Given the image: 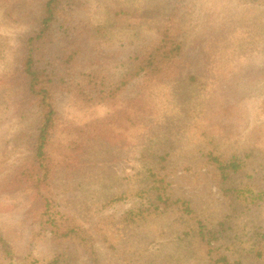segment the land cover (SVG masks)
Listing matches in <instances>:
<instances>
[{
	"label": "rangeland",
	"instance_id": "rangeland-1",
	"mask_svg": "<svg viewBox=\"0 0 264 264\" xmlns=\"http://www.w3.org/2000/svg\"><path fill=\"white\" fill-rule=\"evenodd\" d=\"M45 1L0 0V236L15 256L30 248L31 232L41 228L43 195L52 194L60 212L91 231L101 264H135L126 258V244L150 251L151 238L126 242L121 218L141 200L112 198L122 195L127 176L134 177L153 151L168 152L160 163L164 180L198 219L246 242L259 232L264 246V0H63V18L53 26L66 19L69 29L62 34L53 28L44 40L58 70L60 49L76 54L66 65L70 89L52 96L57 113L46 147L50 177L35 185L39 115L22 64ZM164 28L182 48L150 81L136 72L134 58ZM211 146L224 156L248 152L255 162L251 180L262 199L238 209L240 215L234 216L206 153ZM168 219L159 222L160 231L166 232ZM48 238L40 234L31 244L45 260L66 247ZM213 241L230 264H239L238 253L225 249L226 237ZM164 247L173 252L177 246ZM77 252L85 264L83 250ZM172 254L177 261L193 259L187 250Z\"/></svg>",
	"mask_w": 264,
	"mask_h": 264
},
{
	"label": "trees",
	"instance_id": "trees-1",
	"mask_svg": "<svg viewBox=\"0 0 264 264\" xmlns=\"http://www.w3.org/2000/svg\"><path fill=\"white\" fill-rule=\"evenodd\" d=\"M62 1H45L44 14L33 34L27 39L28 48L22 64L26 88L35 98V107L39 115L33 148L39 164L37 168L35 165V175L31 179L35 185L47 183L50 177L51 162L46 147L53 133L57 113L52 96L70 89L68 88L70 80L67 76L69 71L66 65L76 54L75 51L63 52L64 47L60 49L62 70H58L59 66L53 65L56 57L48 52L44 40V35L53 28L61 29L62 34L69 29L68 25L64 24L66 19L61 24L53 26L58 21L57 18L60 20L63 18L59 16L63 12V10L59 11ZM172 37L167 28L161 29L156 42L140 53V59L137 58L138 55L134 58L137 60L136 72L144 71L143 74L149 76L151 81L157 73L168 70L182 48L181 43ZM188 79L192 81L195 76L191 75ZM101 93L98 91L97 99L104 97ZM105 95L108 93L106 92ZM206 153L221 174L222 183L225 185L224 194L231 209L233 208L234 216L237 215L238 209L241 213L242 210L248 209L250 205L262 199L263 190L253 188L255 181L251 178L255 162L250 159L248 152L230 153L224 156L221 151L211 146ZM167 154L168 152L158 154L157 151H153L152 155L157 156L156 159L148 156L147 162L141 166L142 170L136 169L133 173L134 177L127 176L126 190L122 195L116 194L112 198L114 201L122 197L126 200H141L138 205L128 208L121 218V222L126 225V242L130 240L140 242L138 240L140 236L151 238L150 251L145 243L146 247L126 244V258L135 264H230L228 255L218 252L217 245L213 241L224 236L229 242L225 249L238 253L236 261L239 264H244L247 258L252 264H264V246L257 242L259 232L250 234L248 242L237 233L224 234L223 225L215 228L212 224L198 219L187 200L174 198L168 183L164 180V166L160 165ZM43 200V211L38 220L41 228L31 232L30 242L33 243L38 235L43 234L47 235L48 239L63 242L66 247L45 260L40 255L32 253V243H30V248L24 255L15 256L8 242L0 236V264H80L77 252L79 248L85 255V264H101L91 231L79 224L72 215L60 212L56 198L52 194L43 195ZM167 213L171 216L166 215ZM240 213L238 212L239 215ZM163 218H169L166 232L159 230V222ZM173 222H180L179 228ZM100 234L103 235L105 232L102 231ZM164 242L177 246L173 249L174 253L182 254V251L186 250L192 252L193 259L177 261L180 256L173 255L172 250H165Z\"/></svg>",
	"mask_w": 264,
	"mask_h": 264
}]
</instances>
